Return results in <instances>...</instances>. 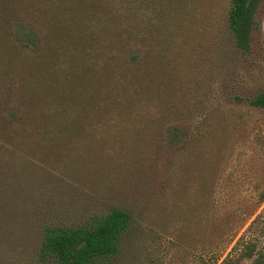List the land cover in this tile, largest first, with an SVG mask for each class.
Here are the masks:
<instances>
[{
  "label": "rangeland",
  "instance_id": "rangeland-1",
  "mask_svg": "<svg viewBox=\"0 0 264 264\" xmlns=\"http://www.w3.org/2000/svg\"><path fill=\"white\" fill-rule=\"evenodd\" d=\"M227 4L188 0L166 32L175 43L158 64L152 125L134 129L127 115L106 144L46 169L0 171V264H48L36 255L43 226L109 208L131 220L113 264H255L264 254V109L249 104L264 91V0L252 5L244 51L226 32Z\"/></svg>",
  "mask_w": 264,
  "mask_h": 264
},
{
  "label": "trees",
  "instance_id": "trees-1",
  "mask_svg": "<svg viewBox=\"0 0 264 264\" xmlns=\"http://www.w3.org/2000/svg\"><path fill=\"white\" fill-rule=\"evenodd\" d=\"M187 1L0 0V171L46 169L79 146L106 144L108 133L124 132L127 115L134 129L152 125L155 94L164 92L158 64L175 43L166 32L180 28ZM253 3L228 0L225 11L241 51ZM249 104L264 109V91ZM130 226L118 208L47 224L36 255L48 264H113ZM254 261L264 264V254Z\"/></svg>",
  "mask_w": 264,
  "mask_h": 264
}]
</instances>
